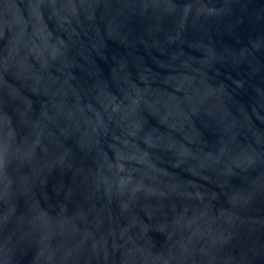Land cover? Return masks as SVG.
<instances>
[{
	"label": "water",
	"instance_id": "95a60500",
	"mask_svg": "<svg viewBox=\"0 0 264 264\" xmlns=\"http://www.w3.org/2000/svg\"><path fill=\"white\" fill-rule=\"evenodd\" d=\"M0 264H264V0H0Z\"/></svg>",
	"mask_w": 264,
	"mask_h": 264
}]
</instances>
